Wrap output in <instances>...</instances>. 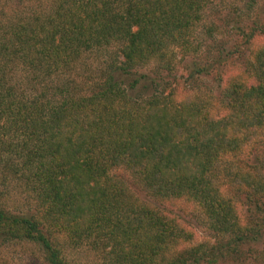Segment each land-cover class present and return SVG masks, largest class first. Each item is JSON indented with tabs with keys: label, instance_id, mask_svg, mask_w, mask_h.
I'll return each instance as SVG.
<instances>
[{
	"label": "trees",
	"instance_id": "1",
	"mask_svg": "<svg viewBox=\"0 0 264 264\" xmlns=\"http://www.w3.org/2000/svg\"><path fill=\"white\" fill-rule=\"evenodd\" d=\"M214 5L51 0L47 12L26 6L0 24V178L30 182L35 202L28 213L0 205V242H31L48 264H66L63 239L95 251L98 264H215L225 243L238 249L264 233L239 230L224 243L238 226L227 185L264 214V164L241 158L252 143L264 147V42L250 54L248 79L229 77L214 109L164 89L131 93L140 81L133 72L187 52ZM244 35L241 45L264 35V22ZM102 53L100 75L90 76L87 61ZM18 66L26 74L16 81ZM115 170L154 199L195 201L214 242L167 258L185 230L140 201Z\"/></svg>",
	"mask_w": 264,
	"mask_h": 264
},
{
	"label": "rangeland",
	"instance_id": "2",
	"mask_svg": "<svg viewBox=\"0 0 264 264\" xmlns=\"http://www.w3.org/2000/svg\"><path fill=\"white\" fill-rule=\"evenodd\" d=\"M23 1V0H22ZM21 0H0V24L12 18L13 14H19L31 6L37 11L49 10L51 0H29L22 3ZM245 1V4H244ZM248 0H215V5L204 14L197 32L191 38L190 48L187 52L176 49L174 56H169V65L164 60L154 59L146 66L133 72L132 78L140 79L131 90L135 97H144L157 90H169L180 99L193 101L203 100L206 104H212V109L219 106L220 92L226 80L238 74L248 79L249 71L247 61L257 43L264 42V35H257L251 43L241 45L244 39L241 34L249 31L254 24L264 22V0L249 7ZM211 29V31H209ZM241 33V34H240ZM245 38L246 35H244ZM105 55H91L87 61L92 65L90 76L100 75L96 67L101 66ZM20 67V68H19ZM95 69V70H94ZM79 76L85 74L77 70ZM24 70L18 66L14 79H23ZM131 78V79H132ZM20 83V82H19ZM246 149V148H245ZM241 158L249 163L264 164V147L252 143L242 154ZM248 162H244L249 164ZM251 165V164H249ZM261 167V166H260ZM118 179L123 180L131 192L149 207L159 211L161 216L177 219L178 224L185 230L182 235V243L178 246H170L165 256L174 255L180 250L199 245L212 244L216 237L214 230L205 220L201 207L186 198L175 200H158L137 187L129 173L124 170L112 171ZM9 177L5 183L0 178V205L12 213H28L34 210L33 192L30 185L16 177ZM4 184V185H2ZM225 199L233 206L237 221V227L225 233L224 243L227 237H231L239 230L254 231L264 228V214L256 212L247 204L244 194L234 186H226L223 190ZM263 203H264V199ZM190 234V238L188 237ZM217 238H220L219 236ZM63 239V238H62ZM63 256L66 264H98L100 257L95 251L86 245L73 247L65 239ZM220 250V255L215 264H264V233L252 242L240 245L238 249H232L228 244ZM221 256V257H220ZM157 260L161 257L158 254ZM0 264H48L39 247L31 242H0Z\"/></svg>",
	"mask_w": 264,
	"mask_h": 264
}]
</instances>
